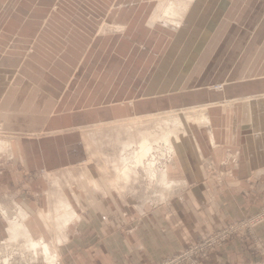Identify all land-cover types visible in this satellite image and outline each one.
I'll return each mask as SVG.
<instances>
[{
    "label": "crops",
    "instance_id": "crops-1",
    "mask_svg": "<svg viewBox=\"0 0 264 264\" xmlns=\"http://www.w3.org/2000/svg\"><path fill=\"white\" fill-rule=\"evenodd\" d=\"M159 3L67 0L0 19V237L20 218L55 264H156L264 207V0H192L175 28L153 21ZM169 111L181 125L154 120ZM158 130L175 135L166 185L124 178ZM18 169L34 178L15 182ZM199 264H264V250L235 240Z\"/></svg>",
    "mask_w": 264,
    "mask_h": 264
},
{
    "label": "bare ground",
    "instance_id": "bare-ground-1",
    "mask_svg": "<svg viewBox=\"0 0 264 264\" xmlns=\"http://www.w3.org/2000/svg\"><path fill=\"white\" fill-rule=\"evenodd\" d=\"M192 0H162V2L159 3V7H158V11H161V15H158V18H153V21L155 20H162L163 23L166 25V26H171L172 28H175L177 26H179L181 23H182V20H183V14H185L186 10H187V7H189L188 5L190 4ZM166 2V3H165ZM166 4V5H165ZM156 10V9H155ZM158 13V12H157ZM153 23V22H152ZM151 24V23H150ZM149 25V24H148ZM153 25V24H152ZM151 25V26H152ZM163 26V25H162ZM165 27V26H164ZM106 28V27H105ZM101 30V29H100ZM199 108V107H198ZM194 109V108H192ZM196 111H199V110H196ZM195 111V112H196ZM170 113H167L166 116H169L171 113V111H169ZM179 112V111H178ZM194 112V111H193ZM195 112L193 114H195ZM202 112V111H201ZM191 113V112H190ZM159 114V113H158ZM163 115L161 116H165L164 114L165 113H162ZM160 115V114H159ZM149 116V115H148ZM158 116V115H157ZM146 117V116H145ZM136 118V117H134ZM169 118V117H168ZM187 120H193L195 121L197 124H205L207 122V119L204 115V113H198V114H195V115H187L186 116ZM163 119V118H162ZM124 122V121H123ZM168 122H171V123H175V124H178V125H181V122L179 121V118L177 117V114H174L172 115V117H170L169 121ZM168 122H164L165 125L166 123ZM189 122V121H188ZM114 124V123H113ZM115 126V125H114ZM181 129H179L180 131ZM183 130V129H182ZM150 135V134H149ZM143 135V138L142 140L137 144V146L133 149V151L130 153V158L128 157V160H124V171L121 172L122 173V176L124 178H128L129 176V172H132L134 174H136L135 176L137 177V172L135 171V169H137V166L138 165H145V169L147 170L149 176L151 178H154L150 181H154L155 178L158 179V177L160 178L159 182H162V184L166 185V183H164L165 181V174L164 173L165 171L163 170L162 172H158V176L155 175L156 173V170L154 169L155 167H153V163L150 161V157H148V155H150V153L155 149V147H158V146H163L165 149H167V151L170 153L171 157L173 155V148H172V139L174 138L175 135H161L159 137L157 136H153L152 138H150V136L152 135ZM213 141V140H212ZM7 142V141H6ZM213 143V142H211ZM8 144V142H7ZM123 154V153H122ZM174 156V155H173ZM122 157V156H121ZM146 157L150 158L149 160L146 159ZM124 158V156H123ZM123 160V159H122ZM146 160V162H145ZM172 160V159H171ZM119 161V160H118ZM121 164V163H120ZM119 164V166L121 167V165ZM133 164V165H131ZM122 166V167H123ZM167 166V165H166ZM116 167H117V164H116ZM115 167V169H116ZM166 168V167H165ZM118 169V168H117ZM121 169V168H120ZM143 169V168H142ZM146 172V171H145ZM117 173H119V171H117ZM120 173V174H121ZM131 173V174H132ZM157 174V173H156ZM122 177V178H123ZM135 177V178H136ZM129 179V178H128ZM118 181V180H117ZM127 184V182H124ZM155 183V181L153 182ZM114 184V183H113ZM116 184V183H115ZM98 192V191H97ZM62 199V198H61ZM62 201V200H61ZM59 202V201H58ZM66 202V201H65ZM62 203L61 205H63V202H60ZM59 204V203H58ZM57 204V205H58ZM68 205V203H67ZM65 206V204H64ZM63 206V207H64ZM61 207V206H59ZM67 207V206H66ZM69 207V206H68ZM62 208V207H61ZM60 209V208H59ZM68 210L70 208H67ZM21 210V209H20ZM72 210V209H71ZM23 211V210H22ZM21 211V212H22ZM54 211V209H53ZM58 211V209L56 210ZM2 214L4 215V217H6V213L2 210ZM70 212V210H69ZM23 213V212H22ZM22 213H20V215H22ZM54 213V212H53ZM56 213V212H55ZM66 213V212H65ZM19 215V214H18ZM25 216V215H24ZM60 216V215H58ZM16 217H19V216H16ZM14 217V218H16ZM21 217V216H20ZM23 217V215H22ZM21 217V218H22ZM45 217V216H44ZM11 218V217H10ZM72 218V217H71ZM5 219V218H4ZM20 219V218H19ZM17 218V220L15 219V222H11L10 223V226L9 228L7 229L8 230V236L4 239V240H0V241H4L3 243H1L2 245L6 246V245H12L13 243H16L18 242V239L19 238H23L24 242L26 243L24 246L25 249H27L28 251L32 252V256H34V260H37L38 259V256L42 257V260L44 259V262H46L47 264H55V256L56 254L54 255L51 251L50 248L52 247H49L47 244H45L43 241H35L33 240L27 233V231L25 230V228L22 226V219L20 221ZM59 219L61 220V217H59ZM59 219H56L59 220ZM9 220V218H8ZM46 220V219H44ZM51 220V219H49ZM49 220L47 219V221L49 222ZM64 220V219H63ZM63 220H61L63 222ZM53 221V220H52ZM54 221V223L56 222ZM59 225L61 222H58ZM69 224V223H68ZM58 225V227H59ZM62 226H64V224L61 223ZM57 227V228H58ZM62 228V227H61ZM42 240V239H41ZM11 247V246H10ZM54 249V248H52ZM38 251L41 253H38ZM56 251H54L55 253ZM57 253V252H56ZM21 256V255H20ZM30 256V255H29ZM31 256V258H33ZM9 258V257H8ZM6 258L3 260V263L2 264H9V259ZM33 260V259H32ZM45 263V264H46Z\"/></svg>",
    "mask_w": 264,
    "mask_h": 264
},
{
    "label": "built area",
    "instance_id": "built-area-1",
    "mask_svg": "<svg viewBox=\"0 0 264 264\" xmlns=\"http://www.w3.org/2000/svg\"><path fill=\"white\" fill-rule=\"evenodd\" d=\"M213 90L221 91L222 85L215 86ZM151 154L153 156H150V161L153 163L156 172H162L171 161L170 153L163 146L155 147ZM262 223H264V207L251 216L243 217L222 226L211 234L185 246L176 254L161 259L156 264H199L200 260L208 258V254L212 250L222 248L228 242L235 240L244 241L246 238L252 240L256 248L261 252L264 250V243L258 241L255 236V230Z\"/></svg>",
    "mask_w": 264,
    "mask_h": 264
},
{
    "label": "rangeland",
    "instance_id": "rangeland-1",
    "mask_svg": "<svg viewBox=\"0 0 264 264\" xmlns=\"http://www.w3.org/2000/svg\"><path fill=\"white\" fill-rule=\"evenodd\" d=\"M7 1L10 4V6L14 9L12 12L11 11H8V12L5 11V8L4 7L7 5ZM161 1L162 0H157L158 3L161 2ZM38 2L41 3L42 5L44 4V7L47 8V12L46 11H43V10H40V11L39 10L38 11H36V10H34V11H29V10L28 11L27 10L23 11V10H21V8H28L27 5L28 6L29 5H34V4H37ZM59 2H67V0H0V19H3L5 17H14V18L15 17L16 18L35 17V18H40V17H43L45 15V13H46V16L48 17V15L51 12L49 10V8L52 9L54 7L55 3L58 4ZM29 8H30V6H29ZM159 12H161V11H159ZM11 14H12V16H11ZM117 29L118 28H105L104 27V29L102 30V32H107L108 30H110V31H117ZM217 85H221V84H215V85L211 86V88L214 89V87L217 86ZM222 89H223V85H222ZM171 115L172 114H170V116H162V117H160V116L157 117L156 116V117H153V118H154V120H157L158 122L161 121L159 124H162V122H168V120L170 119V117H172ZM151 120H153V119H151V118H142L141 119V122H142L141 125L145 126L148 123H150ZM158 131H159L158 137L164 134V133H162L160 135V132H162L163 130H158ZM4 137H5V134L0 131V140H3ZM132 151H133V149L131 150V152ZM0 152H1V150H0ZM150 156L152 157L153 154L148 155V157H150ZM128 157L130 158V156H128ZM148 157H146L147 160H149L151 158V157L150 158H148ZM145 162H146V160H145ZM131 165H133V164H131ZM144 166L143 165H138L137 166V169H135V171H137V173H138L137 175L138 176H141L143 178V180H146V179L150 180L151 177L149 176V174H148V172H147V170L145 169ZM13 175H14V179H15L14 181L15 182L17 181V178H18L17 176L18 175L25 181V183L30 182L34 178L33 175H31V174H29L27 172H24L22 169H18V171L15 170L13 172ZM152 179H154V178H152ZM9 192L10 191L8 190V194H9ZM6 193H7L6 184H4V182L0 181V200H2V199L5 198ZM4 204H7V203H4ZM4 207H7V208H5L7 210H14V209H16V207L14 206L13 203H11V204L8 203ZM5 221L10 222L12 220L11 219H9V220L5 219ZM13 221L15 222V220H13ZM205 236H207V235H205ZM202 237H204V236H202ZM5 238H6V236L3 235V236L0 237V240L1 239L4 240ZM199 239H197L196 241H198ZM196 241H194V242H196ZM236 241H240V240H236ZM3 242L4 241H0V264H2L3 263V260L6 259V258H8V257H9L8 258L9 259V264H44L42 262V257L38 256V259L37 260H34L35 259L34 256L31 255L32 252H30V251H28L27 249L24 248L25 247L24 245L26 243L24 242V240H23L22 237L18 239L17 244L16 243H13L12 245H9V246L6 245V246H4V245L1 244ZM194 242H191L188 245H190V244H192ZM38 253H41V251L40 252L38 251ZM176 253H174V254H176ZM31 256L33 258H31Z\"/></svg>",
    "mask_w": 264,
    "mask_h": 264
}]
</instances>
